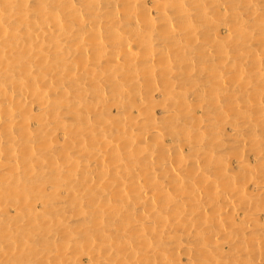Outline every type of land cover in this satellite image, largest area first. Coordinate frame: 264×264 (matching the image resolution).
I'll return each mask as SVG.
<instances>
[{
    "label": "bare ground",
    "instance_id": "obj_1",
    "mask_svg": "<svg viewBox=\"0 0 264 264\" xmlns=\"http://www.w3.org/2000/svg\"><path fill=\"white\" fill-rule=\"evenodd\" d=\"M0 264H264V0H0Z\"/></svg>",
    "mask_w": 264,
    "mask_h": 264
}]
</instances>
